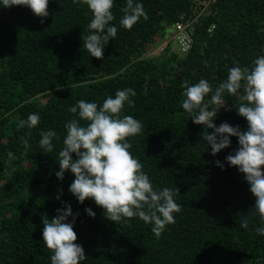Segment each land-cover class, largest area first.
Here are the masks:
<instances>
[{"label": "trees", "instance_id": "trees-1", "mask_svg": "<svg viewBox=\"0 0 264 264\" xmlns=\"http://www.w3.org/2000/svg\"><path fill=\"white\" fill-rule=\"evenodd\" d=\"M141 2L148 19L128 30L119 26L125 0H114L112 23L118 32L103 59L83 48L91 20L86 5L50 0L47 18L24 6L0 7V264H51L42 221L55 218L57 209L68 204L75 216L76 243L86 256L81 264H264V236L255 231L264 225L251 216L249 228L240 227L255 197L244 174L226 161L239 148L238 137L213 156L203 139L205 127L179 106L184 81L205 79L215 89L237 62L250 67L264 55V0H220L216 14L197 27L188 54L171 51L168 42L157 58L151 53L168 39L180 16L190 12L191 2ZM169 36L174 39L173 33ZM125 88L134 89L136 96L122 115L142 124L140 133L128 138L130 152L153 186L173 189L180 205L175 223L159 238L152 225L138 218L117 223L93 199L80 203L69 191L75 179L70 171L63 180L55 175L64 125L77 118L69 107L78 100L102 104ZM224 100L216 125L227 122L246 131L248 122L236 111L238 96L226 94ZM30 113L39 114V124L31 130L18 128ZM49 129L58 139L53 151L44 153L40 132ZM21 137L29 141L27 151Z\"/></svg>", "mask_w": 264, "mask_h": 264}, {"label": "clouds", "instance_id": "clouds-1", "mask_svg": "<svg viewBox=\"0 0 264 264\" xmlns=\"http://www.w3.org/2000/svg\"><path fill=\"white\" fill-rule=\"evenodd\" d=\"M49 2L0 0V7L24 6L37 17L47 18L50 15ZM73 3L86 5L91 13L86 29L88 35L82 38L83 48L91 57L103 59L105 48L118 32L112 23L115 19L112 11L114 0H73ZM121 12L119 26L124 29H132L141 18L148 19L141 0H125ZM182 88L183 98L179 106L195 124L205 127L203 139L213 156L231 145V137H238L239 148L228 155L226 161L244 174L255 197V204L241 219L240 227L248 229L251 216L258 217L264 225V55L256 57L250 67H241L237 62L236 66L228 69L227 78L215 89L205 79L195 84L184 81ZM226 94L238 96L240 103L236 111L246 118V131L227 122L219 126L214 122L218 111L225 105ZM209 95L210 98L206 99ZM135 96L134 89L125 88L117 90L115 96H108L102 104L78 100L70 106L68 111L77 118L64 125L63 147L58 154L60 170L55 175L63 180L65 173L70 171L75 179L69 191L80 203L93 199L105 210L106 218L117 223L138 218L152 225V233L159 238L167 225L175 223L180 205L175 200L173 189L153 186L139 159L130 152L132 145L128 138L140 133L142 124L133 116L122 115V110L126 104H133L131 98ZM39 122V114L30 113L19 121L18 128L31 130ZM207 129L213 131L209 133ZM40 137L39 147L44 153H51L53 140L58 139L56 131H41ZM21 142L27 151L30 147L28 139L21 137ZM216 165L224 167L219 160ZM56 199L60 200V196ZM85 211L95 217L91 208ZM69 217H73L71 223L68 222ZM42 223L43 246L52 252L51 264H81L86 259L83 247L76 243L75 216L70 204L57 209L55 218L44 217ZM255 231L257 235L264 236V226L257 227Z\"/></svg>", "mask_w": 264, "mask_h": 264}, {"label": "built area", "instance_id": "built-area-1", "mask_svg": "<svg viewBox=\"0 0 264 264\" xmlns=\"http://www.w3.org/2000/svg\"><path fill=\"white\" fill-rule=\"evenodd\" d=\"M190 2V12L182 14L180 20L172 27L174 40L178 42L182 55L188 54L192 49L197 27L202 24L203 19L216 14L220 0H190ZM214 29L215 26L209 33H212Z\"/></svg>", "mask_w": 264, "mask_h": 264}, {"label": "rangeland", "instance_id": "rangeland-1", "mask_svg": "<svg viewBox=\"0 0 264 264\" xmlns=\"http://www.w3.org/2000/svg\"><path fill=\"white\" fill-rule=\"evenodd\" d=\"M174 35L173 31L169 32V35ZM168 35V39L163 42L162 44H159L156 46V48L153 50V52L151 53V57L153 58H157V57H162V53L165 50V48L168 46V42L171 43V51L179 53L180 52V46L178 44L177 41H175L171 36ZM42 102H46L45 99H42Z\"/></svg>", "mask_w": 264, "mask_h": 264}]
</instances>
